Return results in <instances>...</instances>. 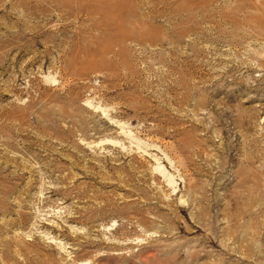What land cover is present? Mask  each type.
Masks as SVG:
<instances>
[{
    "label": "rangeland",
    "instance_id": "374dc122",
    "mask_svg": "<svg viewBox=\"0 0 264 264\" xmlns=\"http://www.w3.org/2000/svg\"><path fill=\"white\" fill-rule=\"evenodd\" d=\"M0 264H264V0H0Z\"/></svg>",
    "mask_w": 264,
    "mask_h": 264
}]
</instances>
